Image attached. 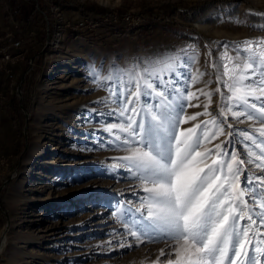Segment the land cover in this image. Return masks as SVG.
Returning a JSON list of instances; mask_svg holds the SVG:
<instances>
[{
	"label": "rangeland",
	"instance_id": "rangeland-1",
	"mask_svg": "<svg viewBox=\"0 0 264 264\" xmlns=\"http://www.w3.org/2000/svg\"><path fill=\"white\" fill-rule=\"evenodd\" d=\"M6 1L7 6L0 10L2 35L12 32L19 37L30 28L37 41L26 38L27 58L14 68V86L4 87L16 116H11L13 140H0V264L175 261L178 245L174 241L140 244L123 226L140 217L135 209L141 207L144 201L140 198L147 193L127 170V162L117 159L129 155L127 149L132 146L114 139L116 129L107 130L124 119L113 112L122 103L113 92L123 91L126 99L129 90L134 92L140 83L137 119L147 122V109L155 111L161 98L144 96L143 84L159 81L169 100L176 97L180 104L199 105L185 108L184 115L195 119L182 124L181 130L193 128L201 139L204 133L211 136L224 119L219 114L222 106L226 111L229 105L233 111L245 110L237 109L235 99H229L233 93L225 83L233 80L225 72L239 64L235 73L239 76L245 61L264 53V0H65L73 4L74 14L56 0ZM212 4L211 9H202ZM58 12L72 22L73 30L58 22ZM104 19L109 22L102 24ZM10 22L22 25L14 31ZM96 23L100 25L92 29ZM149 23L153 30L143 28ZM57 30L69 34L55 52L49 41ZM246 41L253 42L251 50ZM3 79L0 74V87ZM200 90L211 93L209 115L203 114L208 97ZM189 93L199 99L188 101ZM248 99L258 106L261 103ZM214 117L217 126L203 123ZM240 120L244 123H238L229 112L222 125L225 135L204 141L198 149H212L210 158L202 162V157H195L191 166H212L221 158L226 165L229 157L215 154L214 146L221 144L222 152L235 151L245 160L240 177L243 188L245 177L262 173L247 163L243 144L252 142L243 141L238 133L247 131L257 142L264 137L256 132L262 126L259 121L243 116ZM229 131L233 132L231 138L227 137ZM41 140L46 146L44 156L36 154ZM252 150L260 151L254 145ZM143 212L146 215V209ZM246 223L241 221V227ZM162 249L164 256H160Z\"/></svg>",
	"mask_w": 264,
	"mask_h": 264
},
{
	"label": "snow or ice",
	"instance_id": "snow-or-ice-1",
	"mask_svg": "<svg viewBox=\"0 0 264 264\" xmlns=\"http://www.w3.org/2000/svg\"><path fill=\"white\" fill-rule=\"evenodd\" d=\"M245 43L251 50L253 42ZM238 68L239 64L231 72H225L233 80L232 84L225 83V87L232 91L233 96L229 99H235V107L245 110L233 111V106L229 105L226 111L222 106L219 113L224 118L221 126L216 125L215 117L212 121L203 122L217 126L215 133L211 136L204 133L203 139L196 135L193 128L181 130L182 124L195 119L194 116L184 115L185 108L199 105L180 104L176 97L169 100L163 83L143 84L144 96L161 98L155 111L147 109V122L143 118L137 119L140 112L135 105L141 98L140 83L136 84L134 92L129 90L126 99L123 91L113 92V96H118L122 102L120 108L113 112L118 111L124 119L110 124L107 130L112 132L116 129L114 139L121 145L132 146L127 149L129 155L117 159L127 162V170L142 182V190L147 193L140 198L144 203L135 209L141 214L140 217L134 219L132 225L125 223L123 226L140 244L174 241L178 245L174 249L175 261L169 259L167 264H264V247L260 246L264 245V231H261L264 229V202H261L264 193V140L257 142L255 136L247 131L238 133L243 141L252 142L251 145L243 144L249 157L247 163L254 164L262 173L245 177L243 188L240 177L245 160L240 159L235 151L231 154L222 152L221 144L214 146L215 154L218 157L228 156L226 165L221 158L214 160L212 166L205 164V167L198 169L191 166L195 157H202V162L210 158L212 149L205 148L204 152L198 149L204 141L211 142L225 135L222 125L227 122L229 112L238 123H244L240 120L242 116L249 121H259L262 126L256 132L259 137H264V100L261 99L264 97V53H260L256 59L245 61L239 76L235 75ZM244 72L248 74L244 75ZM217 79L219 81V77ZM200 91L208 97L203 114L209 115L207 109L211 103V93ZM216 91H220L219 87ZM249 97L261 101L259 106L250 103ZM193 98L199 99L195 93L185 97L188 101ZM249 108L253 111L246 110ZM199 127L196 125V128ZM227 127L231 129L232 124H227ZM118 133L125 135L121 137ZM232 136L233 132L229 131L227 137ZM253 145L260 150L259 153L252 150ZM217 181L221 182L217 184ZM245 195L249 200L244 199ZM237 200L239 205L236 204ZM245 220L247 223L241 227L240 222ZM160 256H164L163 249Z\"/></svg>",
	"mask_w": 264,
	"mask_h": 264
},
{
	"label": "built area",
	"instance_id": "built-area-1",
	"mask_svg": "<svg viewBox=\"0 0 264 264\" xmlns=\"http://www.w3.org/2000/svg\"><path fill=\"white\" fill-rule=\"evenodd\" d=\"M58 11V8H55ZM58 12L56 17L58 22L64 23L65 29L73 30L72 22L70 20H65L63 16ZM108 19H104L102 24L108 23ZM14 31L21 27L19 22H10ZM100 24L96 23L93 25L92 29H95ZM58 29H62V25H59ZM53 38L50 42V45L53 46V50L58 52L61 49V44L65 40L64 34L61 30H57L53 34ZM28 37H35V30L29 29L22 33L21 36L16 37L12 32L10 34L2 35L0 31V74L3 76V85L0 87V121L3 111L6 107L7 95L4 91V87H13L14 86V68L18 64L25 62L27 58V50L25 46V40Z\"/></svg>",
	"mask_w": 264,
	"mask_h": 264
},
{
	"label": "crops",
	"instance_id": "crops-1",
	"mask_svg": "<svg viewBox=\"0 0 264 264\" xmlns=\"http://www.w3.org/2000/svg\"><path fill=\"white\" fill-rule=\"evenodd\" d=\"M8 1L6 0H0V10L3 9L4 6H7ZM3 19L1 18V13H0V26L1 24H3ZM21 23V22H20ZM26 29V28H25ZM30 29V28H29ZM27 29V30H29ZM68 34L69 32L67 31L65 36V40L67 41L68 39ZM37 36V35H36ZM34 37V40L37 41V37ZM26 43H25V48H26ZM64 46L62 45V48ZM1 83V81H0ZM7 95V94H6ZM11 116H16V113L14 111H11L10 107H9V102L8 99L6 101V107L3 111L2 114V121H1V131H0V140L6 141V139H8L9 141L13 140V136L15 135V132H13V124H14V119H12Z\"/></svg>",
	"mask_w": 264,
	"mask_h": 264
},
{
	"label": "trees",
	"instance_id": "trees-1",
	"mask_svg": "<svg viewBox=\"0 0 264 264\" xmlns=\"http://www.w3.org/2000/svg\"><path fill=\"white\" fill-rule=\"evenodd\" d=\"M58 3V5L59 6H64L65 5V7L63 8L65 11H67V10H69V11H71L73 14L74 13H77V11L76 10H71V7H73V4L72 3H70V2H68V1H65V0H56ZM215 4H212V5H204V6H202V9H204V11L206 10V9H211L213 6H214ZM19 8V7H18ZM17 8V10L16 11H19V9ZM82 12H83V14H87L88 12L86 11V10H82V9H80ZM25 25L26 26H28L29 25V23L27 22V23H25ZM144 27H146V28H149L150 30H153V27H152V24L151 23H149V24H147V25H145V26H143V28ZM72 34H73V32H72ZM51 35H52V33H51Z\"/></svg>",
	"mask_w": 264,
	"mask_h": 264
},
{
	"label": "bare ground",
	"instance_id": "bare-ground-1",
	"mask_svg": "<svg viewBox=\"0 0 264 264\" xmlns=\"http://www.w3.org/2000/svg\"><path fill=\"white\" fill-rule=\"evenodd\" d=\"M73 49H74V51H75V52L73 51L74 54H77V48L74 47ZM45 87H46V86H45ZM42 100H43V98L39 99V101L41 102V103L38 102L39 105L42 104ZM36 154H37L38 156H44V155L46 154V146L42 144V140L40 141V145H39V147H38V149H37Z\"/></svg>",
	"mask_w": 264,
	"mask_h": 264
}]
</instances>
